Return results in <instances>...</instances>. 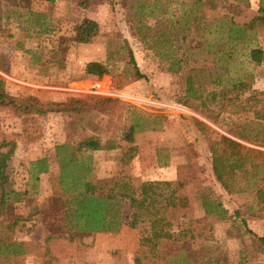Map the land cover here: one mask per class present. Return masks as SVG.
<instances>
[{
    "label": "trees",
    "instance_id": "16d2710c",
    "mask_svg": "<svg viewBox=\"0 0 264 264\" xmlns=\"http://www.w3.org/2000/svg\"><path fill=\"white\" fill-rule=\"evenodd\" d=\"M110 0H74L77 6L87 8ZM234 5L247 0H232ZM198 2H200L198 0ZM18 0H0V33L5 31L4 20L8 18L7 8H14ZM197 7V5L195 6ZM139 3L132 13L136 23V36L146 43L151 35L141 26ZM185 12V11H184ZM172 20L165 19L169 30L179 33L184 39L191 24H200L202 31L208 29L209 22H214L217 42L210 44L206 38L200 41L197 50L211 54L207 65L206 89L201 88L196 80L200 72L195 60L197 50H190L183 57L170 48V34L161 32L157 40H152V48L159 58L167 62V71H184L183 95L180 104L192 108L211 123L218 120L220 114L236 117L232 129L228 131L235 137L219 135L208 139V168L214 181L227 194L247 192L249 201L244 205L246 217L237 210L228 213L221 202L210 193L199 192L204 186L199 179L195 163L186 161L175 168V176L170 180H151L131 172L130 160L135 153L134 133L145 128H156L164 121L163 115L152 118L143 116L134 109L123 117L127 103L120 98L85 93L69 96L63 101H43L35 96L19 97L8 94L0 86V113L19 117L23 115L40 116L47 111L83 114L96 111L101 115L100 124L103 135L80 132L76 139L57 143L47 154L29 162V176L45 172L47 160L58 166L57 175L49 178L51 194L62 201L60 214L61 227L64 231L49 232L44 241V255L50 259L74 257L76 239L79 233H115L121 225L120 205L113 195L127 198L131 209L129 226L138 234L137 247L133 251V264H227L222 251L216 246L213 237V225L217 222H229L236 227L243 226L244 231L252 234L246 220L264 218V150L247 146L238 140L246 141L257 147H264V90L250 91L243 95V78L232 73L229 62L234 56L232 44L240 42L253 32L256 26L264 25V0L258 1L257 15L247 22L238 23L231 15H220L206 20L201 13L189 9ZM24 20L30 16H41L26 9ZM32 17V18H33ZM173 28H172V27ZM42 32H49L47 22ZM74 43H87L98 34V23L83 17L73 27ZM202 34V33H201ZM202 36V35H201ZM155 47V44H162ZM126 45L125 62L129 66L127 76L122 72L111 73L106 62L90 60L84 63L83 71L89 76L100 78L111 74V86L120 89L124 84L143 78L138 70L131 48ZM54 59L56 50L52 52ZM245 62L252 66H261L264 70V50L257 46H248L243 52ZM38 59V56L34 57ZM58 67L63 62L56 59ZM220 64H219V63ZM207 63V62H206ZM217 65V66H216ZM219 72H216L217 69ZM0 72H7L6 65L0 63ZM250 79V78H249ZM251 80V79H250ZM1 83V77H0ZM134 108V107H133ZM201 124V122H198ZM31 139V138H28ZM27 139V140H28ZM122 168L112 176L98 178L92 172L88 151L113 150L122 148ZM14 148V141L7 138L0 130V257L17 256L23 253L24 243L14 238V233L24 228V220L19 212L8 216L11 208L19 209L26 190L14 188L7 172L9 153ZM80 159V160H79ZM30 178V177H29ZM32 180V178H30ZM35 179V178H33ZM196 197L200 203L201 216H195ZM15 214V215H14ZM264 248V237L256 236ZM79 260V259H78ZM77 261V260H76ZM83 263V262H81ZM44 264V262H43ZM85 264H91L87 262ZM237 264H245L243 258ZM256 264H264L258 262Z\"/></svg>",
    "mask_w": 264,
    "mask_h": 264
},
{
    "label": "rangeland",
    "instance_id": "374dc122",
    "mask_svg": "<svg viewBox=\"0 0 264 264\" xmlns=\"http://www.w3.org/2000/svg\"><path fill=\"white\" fill-rule=\"evenodd\" d=\"M110 0L91 8L100 28V34L90 43H74L72 40L73 25L81 17L83 11L76 7L72 0H18L14 8H7L8 18L4 20L5 31L0 33V63L6 65L7 72H0L1 88L8 94L25 97L35 96L43 101L60 102L69 96H78L85 93H97L120 98L127 103V110L123 117L129 115L132 109L143 116L152 118L154 115H163L164 121L156 128H145L134 133L135 153L131 172L151 180H170L175 176V168L179 163L190 161L195 163L199 179L204 186L199 192L210 193L216 197L228 213L234 210L240 216L246 217L244 205L249 201L247 192L227 194L214 181L208 168L209 152L208 139L225 135L235 139L230 133L236 117L229 114H220L217 122L211 123L192 108L178 103L183 95L184 71L170 73L167 71V62L159 58L158 54L149 45L157 40L161 32L170 34V48L180 56L190 50H197L200 41L206 38L210 44L217 42L215 23L209 22L208 29L202 31L200 24H190L185 38L174 29L169 30L165 19L178 17L189 9L202 15L206 20L224 15L233 16L238 23L247 22L257 15L258 1L247 0L234 5L232 0ZM142 4L141 26L151 35L146 43H142L136 36V23L132 13L136 6ZM197 5V7H195ZM26 9L41 16H30L25 22ZM184 12V14H186ZM33 17V18H32ZM44 22L48 24L49 32H42ZM172 27V26H171ZM173 28V27H172ZM202 33V34H201ZM202 35V36H201ZM162 44H155L159 47ZM131 48L136 66L143 78L128 82L120 89L111 86V74L100 78L83 73V65L87 60L103 59L111 73L122 72L127 76L129 66L125 62L126 45ZM234 56L229 62L232 73L237 72L244 80L243 95L250 91L264 90V70L261 66H252L245 62L244 50L248 46H257L264 50V25L256 26L247 37L232 45ZM57 52L54 59L53 51ZM38 56V59L34 57ZM57 60L63 62V67L57 66ZM195 60L200 72L196 74L201 88L206 89L207 65L211 59L210 53L197 50ZM207 62V63H206ZM219 63V62H218ZM220 64V63H219ZM217 66V65H216ZM217 69V68H216ZM216 72H219L217 69ZM251 80H250V79ZM134 107V108H133ZM101 115L96 111L83 114L69 112L47 111L40 116L23 115L12 117L0 113V130L9 139L14 141V148L9 153L8 176L13 184L22 182L23 174L29 158H37L47 154L53 146L66 140H74L82 131L103 135L100 124ZM198 122H201L199 124ZM31 138V139H28ZM28 139V140H27ZM239 142L264 150L246 141ZM122 148L109 150L104 159L108 170L118 171L122 164L114 162L122 154ZM90 159L92 172L98 170V160L104 158L99 152H93ZM94 158V159H93ZM131 165V160H130ZM120 205L121 218L129 223L131 209L127 198L113 195ZM29 209L19 213L24 217L21 230L16 232V238L23 235L29 237L25 242L26 249L37 250L42 232L49 230L58 233L64 231L61 227L60 210L62 201L57 196L44 197L42 201H35L34 197L25 200ZM36 203V205H35ZM35 205V206H34ZM195 216H201L200 203L196 197ZM32 206V207H31ZM21 207V206H19ZM31 207V208H30ZM34 213H31L33 208ZM20 209V208H19ZM18 209V210H19ZM17 210L7 211L11 216ZM15 215V214H14ZM28 216V217H26ZM34 220L32 226H25L24 221ZM229 222H217L213 225V237L216 246L222 251L227 264H237L243 258L245 264L264 262V248L258 243L256 236L244 231L243 226ZM41 226V227H40ZM43 227V228H42ZM32 232V233H30ZM131 228L133 239L138 241V234ZM130 238V237H129ZM96 241H100L96 239ZM107 247L94 246L89 240L83 242L81 238L76 249L82 251V261H58L56 264H133V247L124 251L113 245V240ZM118 246V244H117ZM38 251V250H37ZM83 262V263H81ZM0 264H40L36 257L24 260L13 256L2 259Z\"/></svg>",
    "mask_w": 264,
    "mask_h": 264
},
{
    "label": "crops",
    "instance_id": "0c3cea01",
    "mask_svg": "<svg viewBox=\"0 0 264 264\" xmlns=\"http://www.w3.org/2000/svg\"><path fill=\"white\" fill-rule=\"evenodd\" d=\"M74 1V0H72ZM75 3V2H74ZM76 5V3H75ZM95 6H100V4L98 5H91L87 8H81L79 6L76 5V7L78 8V12L79 10H82L83 13L81 15V17H79L78 21L79 22L83 17H86V18H89V19H92L94 21H96L97 19L94 17V14L91 10L92 7L95 8ZM44 18H46V16L44 15ZM97 22V21H96ZM99 26V25H98ZM100 34V28H99V32L97 35H95L93 38H95L96 36H98ZM93 38L91 39L90 42H92ZM88 42V43H90ZM79 44H83V43H79ZM93 60H96V59H93ZM87 61H90V60H87ZM85 61V62H87ZM97 61H103L104 60L102 59H99ZM84 62V63H85ZM84 73V71H83ZM87 75V74H86ZM133 145H135V141H133L132 143ZM115 150V149H113ZM93 152H99L101 155H104L105 157L104 158H96L98 160V170H94L95 172V176L98 177V178H101V177H107V176H112V175H116L119 173L120 171V168L118 169V171H114V170H108V164H106V162L104 161V159H106L108 157V154H102L103 152H109V150H93V151H88V153L91 155ZM110 153V152H109ZM35 159H39V158H29L27 161V166H26V170L24 169V173L23 174L24 178L22 179V182L21 183H18V184H13L12 186L14 188H16L17 190H20V191H24L26 190V195H24L22 198L21 201H19L17 203L18 206H21L19 207L20 209L18 210L19 213H24L26 212L27 209H29L28 207V204L25 203V199L28 198V197H34L35 198V201L36 202H40L44 199V197H51V196H54L51 194V186H50V183H49V178L57 175L58 173V166L57 164L55 163V161H52V158H45L47 160V167H46V171L45 172H40V173H36L34 174L32 177L29 176V162L35 160ZM91 158H89V161H90ZM94 159V158H93ZM80 160V159H79ZM114 162H119V164L121 165L122 164V158L118 157L116 158V160ZM133 162H136V158H132L131 159V163ZM32 178V180L30 178ZM35 178V179H33ZM36 205V203H35ZM34 205V206H35ZM32 207V206H31ZM30 207V208H31ZM34 211H36V208L34 207L32 210H31V213ZM28 217V216H26ZM25 222V226H32V223L34 222V220H31V224L29 221H24ZM247 222V227L249 229H251L252 231L260 234V236H263L264 237V218L263 219H255V220H246ZM41 227V226H40ZM43 228V227H42ZM18 232V234H23L21 230H18L16 231ZM16 232L14 233V238L15 240L17 241H22L24 243V251L22 254L20 255H17V256H13L14 258H21V259H24V260H28L29 258H32V257H36V259H38L40 261V264H56L58 261H68V260H74V261H82V260H85V258L82 257V251H79L76 249L77 245L79 243V240L76 239V243L74 245V248H75V252H74V257L72 258H58V259H50L48 255H44V241H45V238L46 236L49 234V230H46L45 232L43 231L42 232V236L39 240V246H38V251L37 250H33V249H30L28 251V249H26V246H25V242L28 241L29 237H27L26 235L21 238H16ZM32 233V232H30ZM131 234V227L129 226V223L127 222V220L125 218L122 219L121 221V225L119 227V230L115 233H103V232H94V233H79L81 235V240L83 242H86V241H90L91 243L94 244V246H98V248L101 250V248L103 247H107L108 245V242L106 241H101L103 239H111L113 240V245L116 246V248L120 249L121 251H124V249L126 248H132L133 247V250L134 251L137 247V242L133 239V236H129L128 237V234ZM96 239H99L100 241H96ZM118 244V246H117ZM79 259V260H78ZM82 259V260H81Z\"/></svg>",
    "mask_w": 264,
    "mask_h": 264
}]
</instances>
